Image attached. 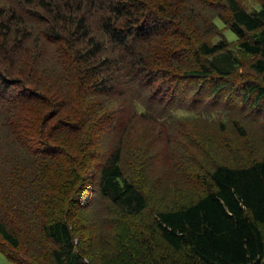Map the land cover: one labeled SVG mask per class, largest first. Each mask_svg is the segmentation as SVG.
<instances>
[{"label":"trees","instance_id":"1","mask_svg":"<svg viewBox=\"0 0 264 264\" xmlns=\"http://www.w3.org/2000/svg\"><path fill=\"white\" fill-rule=\"evenodd\" d=\"M12 1L14 8L7 11L8 16L0 19V51L6 52L4 55L7 54V59H15V62L23 53L27 54L28 60L24 67L20 66L18 72L15 68V71L3 70L0 65V78L9 85H19L27 92L21 102L24 104L22 108H27L28 112L20 118L14 114L17 120L10 119V127H6L33 157L18 159L21 161L16 162L13 177L10 176L11 164L0 169V197L3 196L7 202L12 200H8L9 198H13L11 180L15 177L19 185L23 184L26 181L25 169L34 166L30 165L31 162L36 164V171L28 169L31 173L29 181H36L40 186L45 184L48 188V179L41 172L44 170L43 165L52 159L58 160L56 163L59 168L63 169L65 164L68 167V175L73 179L71 189H76L77 179L81 183L84 181L79 175L84 166L97 158L98 151L94 148L86 153L89 144L87 147L83 146L80 136L69 139L87 127L85 131L88 140L91 139L90 146L95 144L91 128L97 126L98 115L101 113L95 115L98 110L94 108L93 96L106 95L110 91L120 93L117 71L121 74L123 91L133 89L132 84L144 91V84L139 86L135 75L142 72L159 74L161 64L174 65L171 62L175 57L173 54L179 51L190 52L198 68L192 66L182 73L177 72V69H164L163 75L211 80L217 84L215 88L218 89L221 87L218 83L223 84L222 81L229 78L240 64L226 37L215 44L199 39L197 44L191 41L186 31L193 28V24L188 21L190 16L183 2L180 4L182 10L177 12L179 27L173 30L180 40L171 38L167 43L160 41L156 44L164 30H159V22L174 23L166 10H171V7L168 8L161 2H156L157 6L154 7V0H66L61 6H53L46 0ZM206 1L219 8L217 17L229 25L236 37V46L243 53L255 57L251 66L260 76L262 85H252L248 91H256L257 101L260 100L264 97V0L257 1L258 7L251 11L241 0H217L218 3L203 0L205 3ZM30 7L34 9L31 10L33 12H29ZM90 8L93 14L87 24L86 17L81 12L85 13L87 10L88 13ZM16 12L20 13L21 18L16 17ZM28 13L37 18L35 25H31L38 26L37 31L28 27ZM205 26L208 27V36H211L213 24L205 23ZM150 30H154L153 35L148 33ZM48 43L57 47V50H68L73 88L62 86L59 77V86L56 81L52 83L53 78L50 81L51 73L44 67L51 65L43 63ZM167 55L173 57L169 58ZM50 60L47 59L48 62ZM102 71H106L107 75ZM53 74L55 75L54 71ZM33 97L37 100H32ZM21 102H17L18 105ZM66 111H69L68 116L65 115ZM56 116L58 118L55 122L58 123L52 126L48 124ZM115 121L113 119L111 123ZM58 142L61 143L60 146L57 145ZM113 146L111 154L98 166L93 183L96 182L100 196L109 200L113 206L130 214H138L147 207L146 197L133 182L124 177L119 140H114ZM37 155H45L51 159L35 160ZM6 160L11 161L9 158ZM77 170L80 173H76ZM196 177L200 179L199 175ZM201 178L205 191L200 197L178 207L152 213V222L146 229L148 237L141 240L143 252L139 262L262 264L264 160L254 159L248 164L232 166L218 164ZM21 187L23 192L20 194L33 198V191L25 185ZM36 190L39 205L43 207V204H47L48 210L52 209L48 213L41 209L42 214L46 215L39 219L38 237L50 242V257L54 264H92V258H89L75 239L74 226L61 215V194H56L53 199L47 194L43 197L44 191L39 190L38 186ZM16 192L17 190L13 193ZM4 203L3 201V205ZM57 205L59 206L55 207ZM47 214L49 219H45ZM0 239L10 247L9 251L0 246V252L11 264H44V257L41 260L34 253H29V263L16 260L11 250L17 252L20 249L19 238L1 220ZM156 239L162 243V263L159 261L160 255L152 246Z\"/></svg>","mask_w":264,"mask_h":264},{"label":"rangeland","instance_id":"2","mask_svg":"<svg viewBox=\"0 0 264 264\" xmlns=\"http://www.w3.org/2000/svg\"><path fill=\"white\" fill-rule=\"evenodd\" d=\"M46 1L53 6H61L66 2V0ZM211 1L218 3L217 0ZM257 1L260 0H241V3L251 11L258 7ZM156 2L171 7V10H166L174 22H159V30H164L156 44L160 41L167 43L171 38L180 40L174 35L173 30L179 27L180 18L177 12L182 10L180 4L183 2L190 16L188 21L193 24V28L186 31L191 41L197 44L199 39L215 44L226 37L240 61L238 68L229 78L222 81L223 84L218 83L221 85L218 89L215 88L217 84L211 80L163 75L164 69L169 71L177 69V72L182 73L190 70L192 66L198 68L190 52L179 51L173 54L175 57L167 55L169 58L173 57L171 62L174 65L161 64L159 74L142 72L140 75H135L138 85L144 84V88L142 87L144 91L133 84V89L123 91L121 74L117 71L120 93L110 91L106 95L93 96L94 108L98 110L95 115L101 113L98 115L97 126L91 128L95 136V144L90 146L91 139L88 140L85 131L87 127L69 139L73 140L74 137L80 136L83 146L87 147L89 144L86 153L94 148L98 151L97 158L84 166L82 173L76 171L84 181L81 183L77 179L76 189L74 187L71 189L73 179L68 175L66 164L61 169L56 163L58 160L49 161L51 157L37 155L34 157L35 160L37 158L48 160L41 172L44 178L48 179L46 184L48 188L45 184L40 186L36 181L30 182L31 173L28 170L30 168H26L24 173L26 181L21 185L33 191L31 194L33 198L29 199L26 195L20 194L23 192L22 187L15 177L11 180L13 198L8 199L12 200L7 202L3 196L0 197V220L8 230L18 236L20 241V249L17 252L11 250L17 261L29 263L31 261L29 253H34L41 260L44 257L42 260L44 264H54L50 257V242L38 237L39 219H42V215L43 217L46 215L42 214L41 209L43 208L45 213L52 209L48 210L47 204H43V207L39 205L36 186L44 191L43 197L47 194L55 199L56 194H61L63 200L61 215L74 226L75 239L87 252L89 258H92V264H141L139 262L143 252L141 240L148 237L146 229L152 222L151 216L154 211L175 208L200 197L205 191L201 176L213 170L218 164L232 166L248 164L254 159L264 160V97L257 101L258 93L248 91L252 85H262L260 76L251 66L255 57L243 53L236 46L237 40L230 31L229 25L217 17L220 13L219 8L209 1L205 3L203 0H154L152 2L155 3L154 7L157 6ZM13 8L12 0H0V19L8 16L7 11ZM61 9L63 10V7ZM31 10L34 9L30 7L29 12H33ZM86 11L81 13L86 17L88 24L93 13L91 8L88 13ZM15 15L21 18L19 12ZM27 16L28 27L37 31L38 26H31L35 25L37 18L31 13ZM205 23L214 26L211 36H208V27ZM151 31L148 33L153 35L154 30ZM51 45L48 43L47 56H43V63L51 66L44 68L51 73L50 81L52 78L54 80L52 83L56 81L59 86L57 80L59 77L62 86L71 89L74 87V82L69 71L68 50L60 51ZM5 53L0 51V65L6 71H12L13 68L19 71L20 66L28 60L27 54L23 53L21 57L16 55L17 62H15V59H7ZM48 58L51 59L50 62L47 61ZM102 72L107 75L106 71V73ZM47 85L49 86V83ZM25 93L27 92L19 85H9L0 78V169L11 164V177L16 172L13 171L16 162L21 161L18 159H28L31 156V153L11 135V131L6 127L10 125V119L17 120L14 114L19 118L27 114L28 110L22 108L24 104L21 102ZM33 98L32 100H37ZM17 102L22 104L18 105ZM68 114L69 111H66L65 115ZM61 115L63 116V113ZM57 118L56 116L48 124L51 126L57 124L58 122H55ZM113 119L116 121L111 123ZM114 140L115 142L119 140L121 146L124 177L133 182L147 200L146 209L138 214H130L113 206L109 200L100 196L96 182L93 183L98 166L113 151ZM60 144L57 143L58 146ZM79 147L81 148L80 145ZM7 158L11 161L6 160ZM32 164L34 166L30 170L36 171V164L31 162L30 165ZM197 175L200 179L196 177ZM15 190L17 192L14 194ZM48 217L49 215L45 216V219H49ZM261 230L264 236V226ZM0 246L10 251V247L1 239ZM152 246L160 255L159 261L162 263L161 241L156 239ZM0 264H11L1 252Z\"/></svg>","mask_w":264,"mask_h":264}]
</instances>
